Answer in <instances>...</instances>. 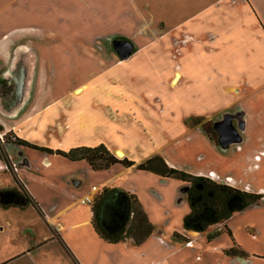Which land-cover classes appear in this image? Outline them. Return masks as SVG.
<instances>
[{"label": "crops", "instance_id": "1", "mask_svg": "<svg viewBox=\"0 0 264 264\" xmlns=\"http://www.w3.org/2000/svg\"><path fill=\"white\" fill-rule=\"evenodd\" d=\"M210 2L198 11V0H0V129L8 131L7 133L13 132L17 135L15 137L33 146L30 141L38 139L40 133L47 132L43 141L45 143H39L36 147L51 151L67 152L78 147L104 145L116 158H126V149L113 143L114 139L108 138V143L89 141L65 145V149L49 145L47 140H69L70 136H73V140L77 134L85 138L95 131L96 125L102 126L107 122L113 124L138 116L139 107H134L135 97L121 86L119 79L128 75L131 61L155 42L165 40L168 36L158 32V28H165V19L155 17V14L165 12L193 13L195 17H192V22L207 15L208 23V55L205 57L206 66L210 64L207 67L211 70L208 72L204 68L206 66L202 64L200 56L189 57L191 63H185V69L181 61L169 80L175 93L177 88L180 89V95L174 97V105L182 108V88L198 92L206 84L207 89L213 93V87L217 84L220 88L218 90L226 98L224 105L227 104L223 109H227L230 107L231 93H245L244 90L241 91L237 81H230V76L239 73L257 74L259 71L264 78V0ZM200 13L203 14L199 15ZM181 22L172 26L175 31L181 30ZM184 37L183 45L188 42L204 44L197 34H185ZM119 41L132 46V52L126 60H121L113 48V44ZM194 60L198 65L194 64ZM105 76V81H100ZM215 76L218 77L216 82ZM70 83L73 85L67 90ZM61 90H65V95L63 93L58 94L60 96L57 98H50V94L62 92ZM85 93H94L93 97L96 98L88 101L89 104L94 101L95 105L92 107L79 103ZM66 96H70L68 102ZM101 109H104L105 114ZM240 112L232 114H242L243 108ZM194 115L196 114L189 116ZM241 116L244 117H238L233 123L236 124L234 129L239 140L226 147L241 143L238 150L240 153L233 154L241 155V161L244 159L246 163L244 173H249L257 169L252 168L250 163L254 162L253 157L264 152V147L261 145L262 148L254 150L252 155H245L242 144L245 139L241 140L239 132L246 134L250 120L246 114ZM111 128L110 125V130ZM200 139L210 147L206 138ZM35 151L41 156L39 166H34L28 159L19 165L16 163L19 167L17 178L36 205L35 209L29 207L20 212H36L37 221L34 226L38 227L42 223L49 228L44 234L48 237V242L41 243L38 239L27 258L16 259L7 264H170L169 260L163 259L140 261L132 255L130 260H126L124 254L128 245L140 246H135L130 239L124 240L128 241L125 246L119 245L123 242L115 245L104 243L92 228L91 204L82 203L86 197L94 198L96 194L90 191L89 194L76 197L80 181L75 175L57 179L42 177L41 171H50L61 157ZM200 156L201 159H197L199 155L196 156L198 163L204 160ZM9 157L11 159L12 156ZM223 157L225 156L221 157V164L193 169L194 171H190L191 175L207 173L204 177L215 182L220 179L217 174L224 177L230 173L233 177L230 170L236 172L239 161H231L227 165L223 162ZM261 159L264 157L260 158V162ZM69 163L88 166L83 161ZM165 163L170 168L180 169L168 159ZM116 167L118 171L111 173ZM129 169L131 168L114 165L107 170L94 171L108 176L102 182L104 186L98 188L99 192L104 188L116 189L114 185L117 178ZM224 181L225 185L236 189V182L240 186L244 184L242 188L246 192L251 191L250 182H244L241 177H224ZM42 189L50 196L46 204ZM261 192L259 190L258 193ZM58 203L62 204L61 207ZM87 205H90L89 211ZM79 207L85 209V213ZM18 231L16 235L19 236ZM45 248L48 252L46 256H42ZM21 250L19 249L20 252ZM139 257L142 258L143 255Z\"/></svg>", "mask_w": 264, "mask_h": 264}, {"label": "rangeland", "instance_id": "2", "mask_svg": "<svg viewBox=\"0 0 264 264\" xmlns=\"http://www.w3.org/2000/svg\"><path fill=\"white\" fill-rule=\"evenodd\" d=\"M210 1L198 0V11L204 9L211 3ZM201 14L203 13L199 15ZM193 16L195 17V14L186 11L175 14L173 12L155 14V17L165 19V28H158V32L166 33L168 36L165 40L155 42L131 61L128 75L126 74L125 77L119 79L121 86H124V89L135 97L134 103L136 104L134 107H139L138 116H133L130 120L123 119L122 122L113 124L107 122L102 126L96 125L95 131L85 138H81L77 134L73 140V136H70L69 140L66 138L63 141L57 139L47 141L48 144L50 143L49 145L53 146L54 144L65 149L67 145L88 143L89 141L108 143V138L114 139L113 143L120 144L122 148L126 149V159L128 158L134 163L141 164L152 156L158 155L164 161L168 159L180 168L179 170L188 174H191L190 171H194L193 169H205L208 166L221 164L222 156H225L223 162L227 165L231 161L235 163L239 161L241 168L237 164L236 172L230 170L234 174L233 177H241L244 182H250L255 188L250 185L251 191L249 193L260 194L262 199L245 211L235 214L225 225L213 227L203 234H192L183 230V220L189 213V207L183 192L186 185L179 179L175 177L163 179L155 174L138 171L135 168H131L119 176L115 182V188L136 197L153 228L151 235L147 238L148 241L145 240L143 245L140 244L139 247H133L132 244L128 245L124 258L128 260L132 255L134 258H139L140 261H143L142 259H163L169 260L170 264H264V159H261V162H257V164L255 163L257 165L256 170L244 173L246 168L244 159L241 161V155L233 154L234 152L240 153L238 150L242 146L241 143H235L226 149L221 148L218 137L213 131L215 124L226 120H229L234 128L236 124L233 123L238 117L243 118L244 116L241 115L246 114L250 120L246 134L243 135L244 132H239L241 140L245 139L242 142L245 155H252L254 150L264 147V78L259 74V71L257 74L239 73L230 76V81H237V84L241 86L238 87L242 88L241 91L244 90L245 93H231L230 107L227 109H223L227 104L224 105L226 98L218 90L220 88L217 84L213 87V93L207 89L206 84L198 92L195 89L182 88V108L177 104L175 106L174 97L180 95V89L177 88L175 93L174 87L169 83L173 71L178 69L181 61L185 69V63H191L188 60L189 57L195 55L201 57L202 64L206 66L207 63L205 57L208 55V45L206 44L207 15L200 16L198 21L192 22ZM178 22L182 23V28L175 31L172 26ZM190 33L197 34L199 39L204 41V44L198 45L195 42H188L183 45L184 35ZM203 55L204 57H202ZM194 64H197L196 60H194ZM207 66L210 67V64ZM207 66L204 68L209 72L211 69ZM194 69L196 67L192 68V70ZM105 79L106 76L100 81L104 82ZM217 79L218 77L215 76L214 81L216 82ZM72 83L66 87L67 90L71 89ZM61 91L50 94V98L63 95L65 90ZM93 94L85 93L79 103L89 104L90 99L96 98L93 97ZM101 95L100 92L99 96ZM65 98L68 102L70 96ZM223 100L224 102H222ZM90 103L91 107L95 105L94 101ZM59 108L61 109L60 105ZM242 108V114H232L241 113ZM102 110L105 114L104 109ZM200 113L202 115H197ZM191 114L197 116H189ZM60 117L59 114L58 118ZM236 128L238 129V126ZM7 132L0 131L2 137L0 139L1 160L5 157L8 160V164L0 161V190L16 188L21 193H27L17 178L18 165L28 159L34 166H39L41 156L33 149L3 143L4 135ZM46 133H40L37 136L41 140L32 139L30 143L34 146L45 143L43 141L46 138ZM11 134L14 137L17 136L13 132ZM199 136L206 138L210 147H207L205 141ZM9 155L12 156V160ZM197 155H199L197 159H201L200 155L203 156V162L198 163ZM117 159L121 160L124 157ZM69 164V161L61 158L53 164L50 171L44 172L42 170V177L57 179L62 176L75 175L80 181V187L76 190V197L89 194L93 187L96 188L97 192L92 191V193H99L98 188L104 186H102V182L108 177L105 173L94 172L87 165ZM253 165L254 162H251L250 166ZM118 166L122 167L121 165ZM54 170L55 172H53ZM117 171L118 168L116 167L111 173L114 174ZM206 174L197 173V176L205 178ZM217 175L220 179L216 183L222 185H225L224 177L233 178L230 173L225 174L224 177H221L220 174ZM243 185L240 186L237 182L235 184L239 190L245 191L246 189L242 188ZM259 190L262 192L258 193ZM41 192L46 204L50 200V196L44 189ZM58 204L61 207L62 204ZM31 208L35 209V207ZM81 208L79 207V210L85 213V209ZM86 208L89 211L90 205H87ZM8 209H3L0 206V264L27 258L29 252L34 249L33 244L38 239L41 243L48 242V237L44 234L49 228L42 223L38 227L34 226V222L37 221L36 212L28 213V211L20 212V209L14 210L16 208ZM224 226L229 230L232 238L228 236ZM16 231L19 232V236L16 235ZM127 242L123 241L119 245L124 244L125 246L128 244ZM235 247H238L244 255L235 254ZM19 249H22L21 252ZM47 252L46 248L42 250V256H46ZM11 254L15 255L12 256ZM9 255L11 256L9 257Z\"/></svg>", "mask_w": 264, "mask_h": 264}, {"label": "trees", "instance_id": "3", "mask_svg": "<svg viewBox=\"0 0 264 264\" xmlns=\"http://www.w3.org/2000/svg\"><path fill=\"white\" fill-rule=\"evenodd\" d=\"M3 143L53 154L69 162L83 161L93 171L107 170L111 166L121 165L123 168L134 167L138 171L155 174L163 179L175 177L186 185L183 192L189 213L184 218L182 227L187 233L203 234L213 227L225 225L235 214L245 211L262 199L260 194H252L218 184L208 178L170 168L158 155L152 156L141 164H135L126 158L117 159L104 145L78 147L67 152L51 151L28 144L12 136L11 133L4 135ZM0 161L8 164L6 157L1 160V155ZM0 206L3 209L20 210L36 207L27 193H21L16 188L0 190ZM91 211L92 228L106 244L115 245L130 239L134 245L138 246L152 233L153 228L136 197L123 191L104 188L93 198ZM224 228L228 236L232 238L226 226ZM235 248V254L244 255L238 247Z\"/></svg>", "mask_w": 264, "mask_h": 264}, {"label": "water", "instance_id": "4", "mask_svg": "<svg viewBox=\"0 0 264 264\" xmlns=\"http://www.w3.org/2000/svg\"><path fill=\"white\" fill-rule=\"evenodd\" d=\"M113 48L118 53L121 60H126L132 52V46L126 42H120V41L115 42L113 44ZM219 127H222L223 129L221 131H218ZM214 128H215V130H217L219 132L220 138H219L218 142H219L221 147H226L229 144H232V143L237 142L239 140L237 132L230 125L229 120H226L223 123L215 125Z\"/></svg>", "mask_w": 264, "mask_h": 264}, {"label": "flooded vegetation", "instance_id": "5", "mask_svg": "<svg viewBox=\"0 0 264 264\" xmlns=\"http://www.w3.org/2000/svg\"><path fill=\"white\" fill-rule=\"evenodd\" d=\"M221 123H223V122H221ZM218 124H220V123H217V124H215V125H218ZM215 125H214V127H215ZM230 125H231V124H230ZM214 127H213V131H214L215 135H217L218 140H219L220 135H219V132H218V131H221L223 128H222V127H219V128H218V131H217V130H215ZM261 157H264V152H263V151L260 152L259 155L253 157V161L257 164V162H260V158H261ZM256 164H254V165L251 166V167L254 168V169H256V168H257V165H256Z\"/></svg>", "mask_w": 264, "mask_h": 264}, {"label": "built area", "instance_id": "6", "mask_svg": "<svg viewBox=\"0 0 264 264\" xmlns=\"http://www.w3.org/2000/svg\"><path fill=\"white\" fill-rule=\"evenodd\" d=\"M2 137L0 136V139H1ZM91 191H95V193L97 192V190H96V188H92V190ZM92 201H93V198L92 197H86L83 201H82V203H85V204H92Z\"/></svg>", "mask_w": 264, "mask_h": 264}]
</instances>
